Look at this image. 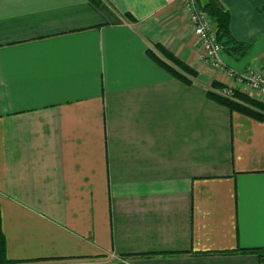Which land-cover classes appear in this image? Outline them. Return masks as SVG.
Returning a JSON list of instances; mask_svg holds the SVG:
<instances>
[{"label":"crops","instance_id":"0c3cea01","mask_svg":"<svg viewBox=\"0 0 264 264\" xmlns=\"http://www.w3.org/2000/svg\"><path fill=\"white\" fill-rule=\"evenodd\" d=\"M220 2L264 73L263 0ZM198 52L181 0H0V264L264 263V110Z\"/></svg>","mask_w":264,"mask_h":264},{"label":"trees","instance_id":"16d2710c","mask_svg":"<svg viewBox=\"0 0 264 264\" xmlns=\"http://www.w3.org/2000/svg\"><path fill=\"white\" fill-rule=\"evenodd\" d=\"M90 1L94 4H99L101 2V0ZM201 8L207 13L210 19L214 21L216 37L221 43L223 50L227 52L234 51L240 55L246 54L251 45L237 41L231 36L229 30V13L228 10L222 5L220 0H207L203 5H201ZM261 9H264V2L261 4L260 10ZM156 49L162 53L165 59L158 57V55L149 49L147 50L148 55L170 74L182 79L186 83L190 82V79L186 76L187 74L195 76L196 72L194 69L179 60L162 45H156ZM213 85L215 87L220 86V84L216 82H213ZM207 95L214 101L221 103L231 110H237L252 117H262L259 110H264V104L247 93L236 90L233 94V97L229 98L209 90L207 91ZM4 249V237L0 231V255H4ZM249 250L256 251L259 255H261L260 251L264 249L252 248Z\"/></svg>","mask_w":264,"mask_h":264},{"label":"built area","instance_id":"2783aa9c","mask_svg":"<svg viewBox=\"0 0 264 264\" xmlns=\"http://www.w3.org/2000/svg\"><path fill=\"white\" fill-rule=\"evenodd\" d=\"M171 3L175 0H164ZM192 24L193 32L199 41L197 58L221 72L228 80L217 92L224 97H233L234 92L244 91L256 94L264 102V73L255 66H247L243 71L234 70L221 61L223 48L217 40L214 21L201 8L200 0H181Z\"/></svg>","mask_w":264,"mask_h":264},{"label":"rangeland","instance_id":"374dc122","mask_svg":"<svg viewBox=\"0 0 264 264\" xmlns=\"http://www.w3.org/2000/svg\"><path fill=\"white\" fill-rule=\"evenodd\" d=\"M263 2H264V0H263ZM159 52V53H158ZM158 52H153V53H155L156 55H158V57H160V58H162V59H165V57L162 55V53L160 52V51H158ZM241 92H243V93H247V92H244V91H241ZM264 264V263H263Z\"/></svg>","mask_w":264,"mask_h":264}]
</instances>
